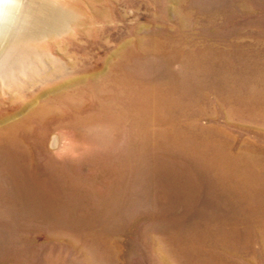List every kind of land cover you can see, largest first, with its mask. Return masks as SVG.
<instances>
[{
  "label": "rangeland",
  "instance_id": "374dc122",
  "mask_svg": "<svg viewBox=\"0 0 264 264\" xmlns=\"http://www.w3.org/2000/svg\"><path fill=\"white\" fill-rule=\"evenodd\" d=\"M14 7L0 264H264V0Z\"/></svg>",
  "mask_w": 264,
  "mask_h": 264
},
{
  "label": "bare ground",
  "instance_id": "6f19581e",
  "mask_svg": "<svg viewBox=\"0 0 264 264\" xmlns=\"http://www.w3.org/2000/svg\"><path fill=\"white\" fill-rule=\"evenodd\" d=\"M18 0H5V2L0 3V36L3 35L4 31L8 28L6 27V24L9 25V22L13 20L14 10L16 11V2ZM6 27V28H5Z\"/></svg>",
  "mask_w": 264,
  "mask_h": 264
},
{
  "label": "snow or ice",
  "instance_id": "6c2138e0",
  "mask_svg": "<svg viewBox=\"0 0 264 264\" xmlns=\"http://www.w3.org/2000/svg\"><path fill=\"white\" fill-rule=\"evenodd\" d=\"M4 2V0H0V3H3Z\"/></svg>",
  "mask_w": 264,
  "mask_h": 264
}]
</instances>
